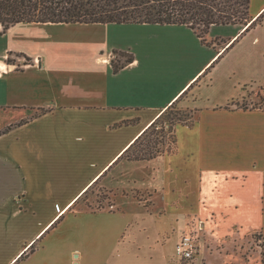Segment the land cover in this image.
Masks as SVG:
<instances>
[{"label": "crops", "instance_id": "crops-1", "mask_svg": "<svg viewBox=\"0 0 264 264\" xmlns=\"http://www.w3.org/2000/svg\"><path fill=\"white\" fill-rule=\"evenodd\" d=\"M249 12L211 45L178 24L0 25V264H203L176 254L193 218L206 264H260L227 252L253 234L264 250V0ZM122 25L148 32L141 51L116 45ZM113 49L133 61L115 71ZM172 103L194 112L182 161L120 158ZM98 184L112 208L78 206Z\"/></svg>", "mask_w": 264, "mask_h": 264}, {"label": "trees", "instance_id": "trees-1", "mask_svg": "<svg viewBox=\"0 0 264 264\" xmlns=\"http://www.w3.org/2000/svg\"><path fill=\"white\" fill-rule=\"evenodd\" d=\"M249 6L250 0H0V25L2 31H6L19 22L178 24L186 25L202 43L211 45L213 40L207 41L205 35L212 25L246 23L244 31H247L256 24V20L251 21ZM131 61L133 55L129 53L125 62ZM111 62L115 71L123 65ZM174 105L172 103L167 109ZM239 106L243 109L249 107L245 103ZM159 118L143 130L120 158L149 160L162 152L159 145L164 143L161 138H148L143 143L144 138L156 129ZM179 121L178 118L175 122ZM173 124L171 122L170 127ZM170 130L171 151H174L176 138L174 131Z\"/></svg>", "mask_w": 264, "mask_h": 264}, {"label": "rangeland", "instance_id": "rangeland-1", "mask_svg": "<svg viewBox=\"0 0 264 264\" xmlns=\"http://www.w3.org/2000/svg\"><path fill=\"white\" fill-rule=\"evenodd\" d=\"M239 25H248L246 23H239ZM115 30H123L120 33L117 34V36L114 35V40L117 46L120 47H125L126 45H131V47H133V49L136 52L141 51L144 47L142 44H140L139 41V36L148 33L146 30H142V28H138L130 25L128 27H124L123 25L119 28V29H115ZM157 33L159 31H156ZM190 34V38H191V42L192 44L194 43V38H195V34L193 35L192 31L188 30L186 31ZM151 33V32H150ZM93 32L92 31H87L84 33V36H90L92 35ZM81 35H83V33H81ZM205 37L207 38V41H210L207 37V34L205 35ZM228 39V38H227ZM212 40L215 43H221L222 41L225 42L224 44H227L228 40H226V38L223 37H216V38H212ZM231 39H229L230 41ZM7 44V39H1L0 38V50L4 47V45ZM197 51V50H194ZM118 50H112L110 52L111 54V59L113 60L114 63L117 64H123L125 62L126 57L129 55L128 52H124V54H120ZM20 58V57H19ZM17 56H10L9 57V61H17ZM22 62H25L26 59L21 58ZM263 91H260V96L263 99ZM248 104L249 107H252L254 104H250L248 101H242V102H238V105L241 104ZM178 118L181 120L179 122H175L176 120H178ZM194 121V112L192 110H189L187 108H183L182 106L179 105H174V107L167 109L166 111H164V113L162 114V116L158 119L157 121V126L156 129L154 131H152L150 134L147 135V137L144 138L143 143L145 144L148 140V138H151V140H154V138H158V139H162L164 144L159 145L160 149L162 150V152L158 153L155 157L151 158H157L159 157L161 154L164 153H171L173 151H171L173 144H172V132L170 129H172L175 133V137H176V127L178 125H189ZM171 122L174 123L173 127L171 126ZM161 132V133H159ZM177 141L175 142L174 145V151L176 150V152H180L179 156L174 158L175 162H181L182 161V154H183V134L182 132H177ZM160 144V143H159ZM140 146V145H139ZM173 150V149H172ZM175 152V153H176ZM126 159V158H124ZM149 159V160H151ZM129 161H148V160H131V159H127ZM177 162V164H178ZM176 176H179L180 178H182L183 175V171L178 170L176 171ZM149 187V185H148ZM158 188H160V186H158ZM149 190H145L143 192H141L139 189H135V191L132 192V194L136 195V196H145L143 198H148L146 196H154L152 194V192ZM121 193L124 194H128L129 190L126 189H122L120 190ZM154 192V191H153ZM155 192H158V190H155ZM160 194L162 196V193L160 191ZM159 195V194H158ZM112 194H109L106 189H104V187H102L101 185H93L88 191L87 193L81 197V199L79 200V204L78 206L80 207H90V208H94V209H100L106 206H109L110 208H112ZM109 197V199L107 200V198ZM110 201V202H109ZM196 225V227L193 230H189L186 233H183L181 237L185 236V235H190L193 238L195 247H196V253L194 254V256L192 258H190L189 260L184 259V262H193L195 260V262H197V260H199L200 262H203V264H206L207 261V256H205L206 252L205 250L202 249V247L199 244V230L202 229V220H198L196 218L191 219ZM198 234V235H197ZM252 237L254 239H252ZM251 238L245 239L243 240V242H239L238 245H240L239 247H235L233 250L232 249H228L227 252L229 251V253L231 255H237L239 258H243L246 262H253V263H259L260 264H264V250L260 248L261 245V241L259 239L258 234H253ZM180 240V239H179ZM179 242V241H178ZM211 254L214 257H222L224 256V250L219 249L218 250H210ZM221 253V254H219ZM221 255V256H220ZM212 257V256H211ZM182 260V259H181ZM198 263V262H197Z\"/></svg>", "mask_w": 264, "mask_h": 264}, {"label": "built area", "instance_id": "built-area-1", "mask_svg": "<svg viewBox=\"0 0 264 264\" xmlns=\"http://www.w3.org/2000/svg\"><path fill=\"white\" fill-rule=\"evenodd\" d=\"M56 210L59 211V206L56 204ZM196 247L193 241L192 236L190 235H185L180 238L179 242L177 243L176 246V254L178 258L184 260H189L194 256L196 253Z\"/></svg>", "mask_w": 264, "mask_h": 264}]
</instances>
